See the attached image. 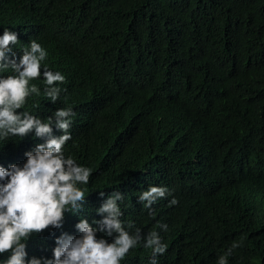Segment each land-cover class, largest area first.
<instances>
[{
	"label": "trees",
	"instance_id": "obj_1",
	"mask_svg": "<svg viewBox=\"0 0 264 264\" xmlns=\"http://www.w3.org/2000/svg\"><path fill=\"white\" fill-rule=\"evenodd\" d=\"M5 30L18 38L9 60L32 40L48 53L29 82L40 95L17 114L48 122L70 108L65 158L92 170L78 185L83 210L24 241L26 260L54 259L58 237L81 236V218L98 229L97 210L118 191L126 230H155L167 245L157 264H217L234 242L228 264H264V0H0ZM44 69L65 77L55 103L43 94ZM47 139L34 130L0 138V167H23ZM150 186L171 193L151 215L138 202ZM117 236L97 231L108 243ZM151 259L141 241L121 264Z\"/></svg>",
	"mask_w": 264,
	"mask_h": 264
},
{
	"label": "clouds",
	"instance_id": "obj_2",
	"mask_svg": "<svg viewBox=\"0 0 264 264\" xmlns=\"http://www.w3.org/2000/svg\"><path fill=\"white\" fill-rule=\"evenodd\" d=\"M18 43L17 35L5 30L0 37V70L11 68L16 75L0 78V138L9 136L25 137L33 130L38 138L47 137L45 143L38 144L33 151L25 153L27 162L20 167L11 165L9 170L0 167V255L10 253L3 264H121L127 254L143 241V247L152 250L150 264H157L156 257L167 251L157 231L146 236L139 228L134 234L126 230L120 219L123 213L118 202L124 196L116 191L97 210L104 218L93 221L97 228L90 226L87 219L81 218L75 225L81 233L79 238L62 234L55 240L54 259L26 260V243L31 236L39 235L49 228L62 227L66 212L78 214L83 210L85 192L78 185H87L92 173L88 167L78 165L72 157L65 158L64 146L72 138L69 133L71 117L74 112L58 109L48 122L21 112L31 94L40 95L36 85L29 82L41 77V62L48 55L46 50L35 40L30 42L29 50L23 52L17 63L16 59H8L10 45ZM44 95L53 103L59 99L61 89L55 85L63 84L65 77L59 72L53 73L44 69ZM63 134L52 135V125ZM6 181V183H4ZM171 195L166 187L150 186L138 199L144 208L149 209L159 199ZM103 197L104 193L100 192ZM178 201L173 198L170 205ZM133 227L131 223L127 226ZM167 231L166 224L158 225ZM97 231L113 232L118 236L112 243L97 239ZM240 247L234 242L224 255L219 256L217 264H228V257L234 249Z\"/></svg>",
	"mask_w": 264,
	"mask_h": 264
}]
</instances>
